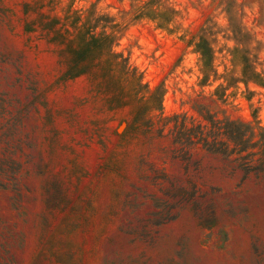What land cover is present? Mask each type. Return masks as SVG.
Listing matches in <instances>:
<instances>
[{
	"label": "rangeland",
	"instance_id": "obj_1",
	"mask_svg": "<svg viewBox=\"0 0 264 264\" xmlns=\"http://www.w3.org/2000/svg\"><path fill=\"white\" fill-rule=\"evenodd\" d=\"M0 264H264V0H0Z\"/></svg>",
	"mask_w": 264,
	"mask_h": 264
}]
</instances>
